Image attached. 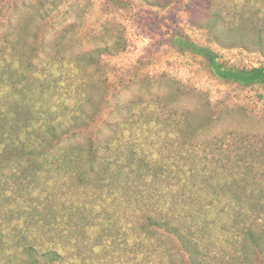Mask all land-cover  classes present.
<instances>
[{"label":"trees","instance_id":"1","mask_svg":"<svg viewBox=\"0 0 264 264\" xmlns=\"http://www.w3.org/2000/svg\"><path fill=\"white\" fill-rule=\"evenodd\" d=\"M189 5L193 12L202 10L203 17L192 22L212 42L254 45L264 53V0H191ZM28 19L39 18L13 11L5 32L0 20V96L16 95L13 104H0V173L9 167L20 188L27 181L31 187L42 176L62 174L84 188L126 195L140 208L147 238L165 248L167 264H264V132L238 130L203 92L184 90L174 81L165 87L147 81L145 91L127 90L126 95L111 97L109 90L96 86L94 73L87 74L101 68L110 47L61 53L62 38L48 39L39 32L28 44ZM176 43L182 51L202 56L223 82L264 86V66L228 68L208 47L183 36ZM58 57L64 70L86 76L85 85L92 90L79 104H58L56 111L48 102L57 92ZM10 71L15 75L10 77ZM94 89H101L105 105L95 103ZM183 96L188 97L186 104H181ZM161 101L166 104H158ZM150 107L160 114L150 113ZM175 143L189 154L191 197L195 193L201 199L194 208L181 204L179 211V191L169 189L166 198L168 188L163 185L175 173L155 156L166 148L172 151ZM229 152L237 157L231 171L218 166ZM225 160L230 162L231 156ZM34 240L23 236L17 247L2 249L0 264H66V246L55 242L44 248ZM9 249L11 253L5 252Z\"/></svg>","mask_w":264,"mask_h":264},{"label":"rangeland","instance_id":"2","mask_svg":"<svg viewBox=\"0 0 264 264\" xmlns=\"http://www.w3.org/2000/svg\"><path fill=\"white\" fill-rule=\"evenodd\" d=\"M158 1L165 6L153 5L152 0H0V20L4 22L1 30H8L7 19L13 11L37 15L38 20L26 21L28 44L36 41L35 34L39 32L48 39L62 38L61 53L97 46L111 48L102 57L101 68L87 72L94 73L96 86L109 90L111 97L114 93L126 95L127 90L145 91L147 81L164 87L174 81L184 90L194 87L203 92L238 130L263 133L264 86L243 88L221 81L202 56L187 49L182 51L176 40L183 36L208 47L217 53L219 62L234 69L264 66V53L254 45L225 46L212 42L204 29L193 24L192 20L202 18L203 14L199 8L192 11L191 0ZM62 63L58 57L54 66V70H59L54 77L57 92L52 93L48 102L54 104L56 111L58 104H79L82 95L92 90L85 85L86 76L75 69L64 70ZM13 75L15 72L10 71L9 76ZM81 79L85 80L83 85L79 84ZM1 88L5 90V86ZM101 93V89L94 91L95 103L105 105ZM15 96H0V104H13ZM180 101L186 104L188 97L183 96ZM148 111L156 112L152 107ZM159 114L157 111L156 115ZM137 134H141L139 128ZM177 144L172 151L161 149L155 156L175 173L163 185L168 188L166 198L169 189L179 191L175 200L179 211L181 204L194 208L201 199L195 193L191 197L194 186L188 172L189 154H183ZM229 155L230 162L225 160ZM235 161L236 154L225 153L218 166L231 171ZM185 172L182 181L180 177ZM11 174L9 167L0 173V251L17 247L24 236L35 238L44 248L53 247L55 242L66 246V264H167L163 258L165 248L157 239L147 238L141 228L140 208L126 195L109 196L84 188L62 174L42 176L31 187L27 181L20 188L18 177L12 178ZM137 185L135 181L134 186Z\"/></svg>","mask_w":264,"mask_h":264}]
</instances>
